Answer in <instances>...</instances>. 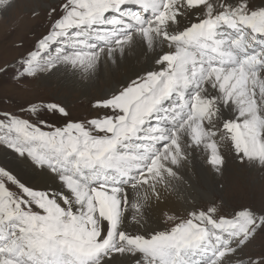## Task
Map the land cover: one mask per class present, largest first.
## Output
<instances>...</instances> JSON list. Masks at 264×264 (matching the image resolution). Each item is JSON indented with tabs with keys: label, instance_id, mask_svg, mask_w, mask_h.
I'll return each instance as SVG.
<instances>
[{
	"label": "snow or ice",
	"instance_id": "snow-or-ice-1",
	"mask_svg": "<svg viewBox=\"0 0 264 264\" xmlns=\"http://www.w3.org/2000/svg\"><path fill=\"white\" fill-rule=\"evenodd\" d=\"M49 15L0 76L125 75L91 118L60 102L0 113V264H264L248 251L264 206L161 207L204 165L221 173L224 147L264 168V0H60Z\"/></svg>",
	"mask_w": 264,
	"mask_h": 264
},
{
	"label": "rangeland",
	"instance_id": "rangeland-1",
	"mask_svg": "<svg viewBox=\"0 0 264 264\" xmlns=\"http://www.w3.org/2000/svg\"><path fill=\"white\" fill-rule=\"evenodd\" d=\"M36 3L38 4L37 0H13L10 8L6 11L0 10V65L7 63L15 67L16 61L48 31L52 19L50 10L53 7L58 8L60 0H45V6ZM103 82L101 73L95 80L75 85L70 84L64 75L41 76L17 82L11 79L9 73L7 76H0V113H19L20 108L26 107L30 102H60L68 109L73 119L91 118V115H94L90 112L92 101L110 89L102 85ZM53 121L54 118L50 119V122ZM221 151L225 164L221 173L212 174L210 195L205 197L198 194L197 200H191V207L175 212L177 215L183 217L187 211L206 207L211 202H223L225 209L245 205L255 208L264 206V168L240 163L233 159V154L227 147ZM205 166L201 171H207L208 166ZM195 174L200 188L208 190L202 183L198 170ZM248 251H264V232L257 234Z\"/></svg>",
	"mask_w": 264,
	"mask_h": 264
},
{
	"label": "bare ground",
	"instance_id": "bare-ground-1",
	"mask_svg": "<svg viewBox=\"0 0 264 264\" xmlns=\"http://www.w3.org/2000/svg\"><path fill=\"white\" fill-rule=\"evenodd\" d=\"M37 1H38V4L36 3V5H39L41 3V4H43V6H45V3H44L45 0H37ZM129 61L134 63L135 62V58L130 56L129 57ZM100 73L102 74V78L104 79V82L102 83V85H105L106 87L109 88V87L115 86V81L120 79L122 76L125 75V67L122 66L114 74H113V72L110 69H106V68L102 67ZM58 76H60V75H58ZM55 77H57V76H55ZM58 83H60V82H58ZM73 85H75V84H73ZM71 88H73V87H71ZM98 88L101 89L100 86ZM78 93H79V91H78ZM204 167H206V166L204 165L203 168ZM197 170L199 171V176H200V178L202 180V183L207 187L208 190L205 191V190L201 189L200 186L198 185L197 180H196L195 177H189L188 179H189V183L191 184V187H188L187 185L180 186L181 187V191H183L184 195L187 197V200L173 196V197L170 198V200L167 203V205H161V207H168L172 212H177V211H180V210H188L191 207V200L192 199L197 200L198 199V194L202 195V196H205V197H208L210 195L209 192L211 190L209 189V185L212 184V181H213L212 174L213 173H211V172L209 173L208 170L207 171H201V169H197Z\"/></svg>",
	"mask_w": 264,
	"mask_h": 264
}]
</instances>
